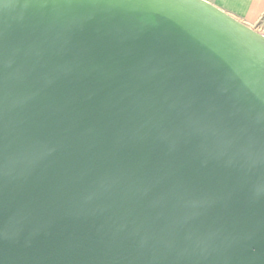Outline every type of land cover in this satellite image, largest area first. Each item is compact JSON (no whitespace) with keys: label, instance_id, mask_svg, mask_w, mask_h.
<instances>
[{"label":"water","instance_id":"1","mask_svg":"<svg viewBox=\"0 0 264 264\" xmlns=\"http://www.w3.org/2000/svg\"><path fill=\"white\" fill-rule=\"evenodd\" d=\"M0 264H264V34L208 0H0Z\"/></svg>","mask_w":264,"mask_h":264},{"label":"crops","instance_id":"2","mask_svg":"<svg viewBox=\"0 0 264 264\" xmlns=\"http://www.w3.org/2000/svg\"><path fill=\"white\" fill-rule=\"evenodd\" d=\"M264 34V0H208Z\"/></svg>","mask_w":264,"mask_h":264}]
</instances>
